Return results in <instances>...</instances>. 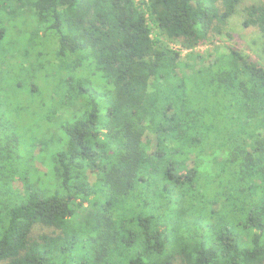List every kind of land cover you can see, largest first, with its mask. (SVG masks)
Segmentation results:
<instances>
[{
  "label": "trees",
  "instance_id": "obj_1",
  "mask_svg": "<svg viewBox=\"0 0 264 264\" xmlns=\"http://www.w3.org/2000/svg\"><path fill=\"white\" fill-rule=\"evenodd\" d=\"M16 1L2 12L0 42L14 29L40 39L73 74L76 96L63 137L43 153L48 173L24 195L4 167L16 140L0 125V264H264V67L233 48L201 78L212 130L207 145H179L180 158L198 153L186 173L177 156L151 158L144 141L168 122L159 89L179 66L151 24L189 48L223 35L239 13L264 35V0ZM28 88L36 98L38 86ZM52 95L47 84L38 95L45 116L56 115ZM16 107L0 94V112Z\"/></svg>",
  "mask_w": 264,
  "mask_h": 264
},
{
  "label": "rangeland",
  "instance_id": "obj_2",
  "mask_svg": "<svg viewBox=\"0 0 264 264\" xmlns=\"http://www.w3.org/2000/svg\"><path fill=\"white\" fill-rule=\"evenodd\" d=\"M262 1L246 0L243 7ZM18 4L16 0H0V22L3 19L5 23L8 21L5 14H2L3 10L16 9ZM243 22V14L239 13L231 20L223 35H217L193 48L182 42L169 40L151 24L155 40L179 55L178 68L170 74L167 83H161L159 89L161 101L170 106L167 111L168 122L163 126L161 119H158L144 140L151 158L158 159L161 157L160 152L168 157L177 156V168L183 167L184 173L195 166L198 153L192 151L188 153V158L180 157L186 147L199 144V141L207 145L210 138L212 122L206 118V113L213 109L210 103L204 101L205 87L201 78L213 72V64L221 63L231 49L242 51L264 67V35L255 28L244 27ZM14 32L15 39L10 32L7 33V41L0 42V94L8 103H17V107L12 114L11 110H7L8 114L0 112V125L5 124L8 128V137L14 136L16 140L14 142L11 139L9 143L14 146L13 150L4 153L6 159L4 167L11 176L14 190L24 195L29 187L37 185L39 174L48 173L49 162L43 153H48V149L56 146L61 140L60 137H63L60 129L66 118L63 109L71 108L69 105L67 108L65 102L73 100L76 94L69 84L72 81L67 83L73 74L68 69L63 70L62 63L53 56H47L50 49L46 46L43 48L40 39L18 38V29H14ZM75 59L64 64L69 67L74 64ZM29 84L38 86L36 98L30 94ZM45 84L49 85V92L53 94L49 105H53L51 110L55 112V116L52 114L45 116L49 106L45 104L47 102L43 96V99L38 98ZM28 104L36 106L30 107ZM39 105L46 106L47 110L42 112ZM199 119L201 121H197ZM220 132L228 133L226 124L220 126ZM164 136V143L160 144ZM220 141V145L225 144L224 140ZM185 142L187 144L185 148L179 146ZM217 155L223 156V153L218 152ZM218 159L219 162L223 161L222 157ZM184 160L186 161L183 166ZM153 167L157 170L158 165L155 163ZM87 173L91 185L95 186L99 181V171L90 168ZM181 191L183 194H180V198L186 199L185 188Z\"/></svg>",
  "mask_w": 264,
  "mask_h": 264
}]
</instances>
